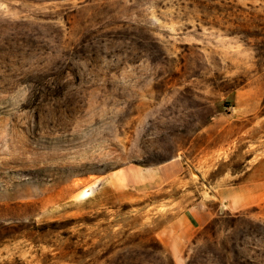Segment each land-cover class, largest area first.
Returning a JSON list of instances; mask_svg holds the SVG:
<instances>
[{
  "label": "rangeland",
  "instance_id": "374dc122",
  "mask_svg": "<svg viewBox=\"0 0 264 264\" xmlns=\"http://www.w3.org/2000/svg\"><path fill=\"white\" fill-rule=\"evenodd\" d=\"M177 261L264 264V0H0V264Z\"/></svg>",
  "mask_w": 264,
  "mask_h": 264
},
{
  "label": "crops",
  "instance_id": "0c3cea01",
  "mask_svg": "<svg viewBox=\"0 0 264 264\" xmlns=\"http://www.w3.org/2000/svg\"><path fill=\"white\" fill-rule=\"evenodd\" d=\"M171 174H172V171L169 168V177ZM188 215H189L192 222L199 221L201 219V216H202L201 210L199 207L189 209ZM175 257H177L176 259H178V256H175ZM177 264H178V261H177Z\"/></svg>",
  "mask_w": 264,
  "mask_h": 264
},
{
  "label": "bare ground",
  "instance_id": "6f19581e",
  "mask_svg": "<svg viewBox=\"0 0 264 264\" xmlns=\"http://www.w3.org/2000/svg\"><path fill=\"white\" fill-rule=\"evenodd\" d=\"M87 194V191L86 192H84V195H86Z\"/></svg>",
  "mask_w": 264,
  "mask_h": 264
}]
</instances>
